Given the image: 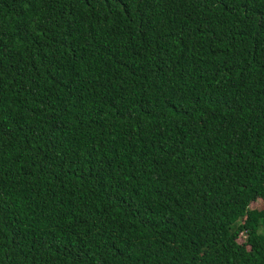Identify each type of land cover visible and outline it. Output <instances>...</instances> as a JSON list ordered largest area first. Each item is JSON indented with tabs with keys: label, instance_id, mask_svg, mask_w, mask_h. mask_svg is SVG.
Wrapping results in <instances>:
<instances>
[{
	"label": "trees",
	"instance_id": "trees-1",
	"mask_svg": "<svg viewBox=\"0 0 264 264\" xmlns=\"http://www.w3.org/2000/svg\"><path fill=\"white\" fill-rule=\"evenodd\" d=\"M0 264H264V0H0Z\"/></svg>",
	"mask_w": 264,
	"mask_h": 264
},
{
	"label": "rangeland",
	"instance_id": "rangeland-1",
	"mask_svg": "<svg viewBox=\"0 0 264 264\" xmlns=\"http://www.w3.org/2000/svg\"><path fill=\"white\" fill-rule=\"evenodd\" d=\"M256 206H258L257 203H254V204L251 205V207H256ZM239 241H241V240H239Z\"/></svg>",
	"mask_w": 264,
	"mask_h": 264
}]
</instances>
